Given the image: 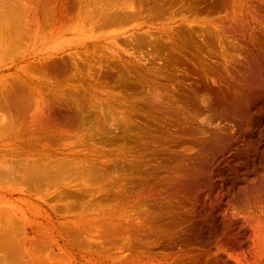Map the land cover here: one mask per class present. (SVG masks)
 I'll use <instances>...</instances> for the list:
<instances>
[{"label":"bare ground","instance_id":"bare-ground-1","mask_svg":"<svg viewBox=\"0 0 264 264\" xmlns=\"http://www.w3.org/2000/svg\"><path fill=\"white\" fill-rule=\"evenodd\" d=\"M222 1L158 29L179 56L154 39L163 65L90 137L89 264H264V0Z\"/></svg>","mask_w":264,"mask_h":264},{"label":"rangeland","instance_id":"rangeland-1","mask_svg":"<svg viewBox=\"0 0 264 264\" xmlns=\"http://www.w3.org/2000/svg\"><path fill=\"white\" fill-rule=\"evenodd\" d=\"M222 2L0 0V264H89L90 137L105 113L107 128L123 117L120 86L131 100L137 66L163 65H151L154 39L159 55L179 56L158 29Z\"/></svg>","mask_w":264,"mask_h":264}]
</instances>
